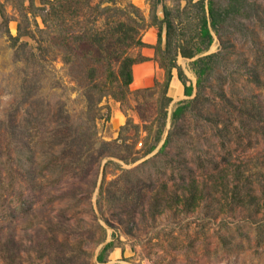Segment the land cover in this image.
I'll use <instances>...</instances> for the list:
<instances>
[{
	"label": "rangeland",
	"instance_id": "1",
	"mask_svg": "<svg viewBox=\"0 0 264 264\" xmlns=\"http://www.w3.org/2000/svg\"><path fill=\"white\" fill-rule=\"evenodd\" d=\"M161 1L173 14L184 6L91 3L131 4L152 23L162 17ZM248 2L251 16L220 35L212 31L210 47L197 56L217 55L200 87L194 59L177 57L193 93L181 100L189 103L174 127L169 117L179 102L169 104L160 144L142 157L147 134L120 130L128 121L147 123L137 103L152 121L159 87L123 104L103 99L100 115L108 118L96 121V140H89L87 125L80 128L86 90L57 54L25 59L18 45L36 43L22 36L13 46L9 35H17L25 13L32 27L43 25L27 2L0 0L8 20L2 25L0 15V264H264V0ZM150 27L154 48L156 26L141 38ZM130 55L140 54L133 48ZM100 141L109 146L102 150Z\"/></svg>",
	"mask_w": 264,
	"mask_h": 264
},
{
	"label": "trees",
	"instance_id": "2",
	"mask_svg": "<svg viewBox=\"0 0 264 264\" xmlns=\"http://www.w3.org/2000/svg\"><path fill=\"white\" fill-rule=\"evenodd\" d=\"M35 1H38L40 6L36 7ZM176 1L178 8L181 2H184L181 11L173 14L161 1L162 18L159 19L155 14L151 17L152 23H147L139 9L131 4L117 6L116 3L108 5L103 2L93 5L92 0H21L22 3L27 2V11L34 20L40 19L43 28L38 27L36 22L32 27L25 13L24 25L19 24L17 35L15 37L9 35V39L13 46L17 45L22 36L29 37L36 43L35 49L28 46V43L18 45L23 44L25 47L23 54L28 62H37L40 55L46 57L57 54L71 81L78 89L86 90L84 94L87 97V114L80 128L82 124L87 125L88 139L96 140V121L108 118V114L105 115L106 118L100 115L102 111L100 104L103 99L110 98L123 104L132 95L151 91L149 90L151 88L130 90L132 66L146 60L141 55L138 58L131 56L130 50L144 47L145 44L141 41L142 31L149 26H156L158 34L157 44L153 48L154 60L164 72L162 82L154 81V86L160 89L156 114L152 121L148 122L140 103H137L136 114L141 122L147 121V123L140 127L128 121L120 130L123 133L128 131L129 127H133L137 129L134 135L138 136L140 129L147 134L143 148L140 149L141 156L144 157L155 151L165 131L167 107L171 103L167 89L172 69L177 70L178 79L184 86L185 96L191 95L192 87L186 86L187 79L176 63L177 57L194 59L190 63V69L196 76L197 87H200L211 74L213 61L217 57L216 54L197 57L210 47L213 41L211 32L220 35L224 28L235 20L249 18L253 7L248 0ZM0 15L1 24L7 26L8 20L2 7H0ZM188 103L189 101L177 103L169 117L172 127L180 119ZM82 132L83 130L80 133ZM170 135L169 131L159 148V153L168 145ZM98 145L105 150L109 143L100 141ZM111 246V243H107L103 251ZM98 261L102 262V257H98Z\"/></svg>",
	"mask_w": 264,
	"mask_h": 264
},
{
	"label": "crops",
	"instance_id": "3",
	"mask_svg": "<svg viewBox=\"0 0 264 264\" xmlns=\"http://www.w3.org/2000/svg\"><path fill=\"white\" fill-rule=\"evenodd\" d=\"M150 34V35H149ZM146 35H149L148 37ZM141 41L145 44L144 47L136 48V52L141 56L145 57L146 60L143 62L136 63L132 66V83L130 85V90L134 91L137 89H144L153 86L154 81L162 82L164 78V72L161 68H159L157 62L154 60V49L152 46L156 43V31L153 27H150L145 34L141 38ZM186 79H188V83L186 86H191L193 93V83L189 80L190 75L187 73L186 69L182 70ZM186 81V82H187ZM190 95V96H191ZM167 96L171 99V103H177L186 97L184 93V86L178 79L177 70L172 69L171 71V79L169 82V86L167 89Z\"/></svg>",
	"mask_w": 264,
	"mask_h": 264
},
{
	"label": "water",
	"instance_id": "4",
	"mask_svg": "<svg viewBox=\"0 0 264 264\" xmlns=\"http://www.w3.org/2000/svg\"><path fill=\"white\" fill-rule=\"evenodd\" d=\"M162 7V6H161ZM162 17H160L159 19H161ZM164 32L165 30L163 29V33H162V38L164 39Z\"/></svg>",
	"mask_w": 264,
	"mask_h": 264
},
{
	"label": "bare ground",
	"instance_id": "5",
	"mask_svg": "<svg viewBox=\"0 0 264 264\" xmlns=\"http://www.w3.org/2000/svg\"><path fill=\"white\" fill-rule=\"evenodd\" d=\"M116 117H117V119H120V116L119 115H117Z\"/></svg>",
	"mask_w": 264,
	"mask_h": 264
}]
</instances>
